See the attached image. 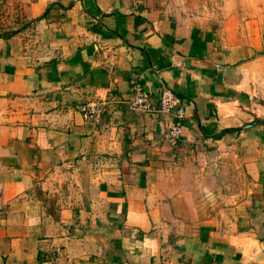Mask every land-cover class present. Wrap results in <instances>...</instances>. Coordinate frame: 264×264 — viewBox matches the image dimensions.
<instances>
[{"label":"crops","instance_id":"obj_1","mask_svg":"<svg viewBox=\"0 0 264 264\" xmlns=\"http://www.w3.org/2000/svg\"><path fill=\"white\" fill-rule=\"evenodd\" d=\"M0 264H264V5L0 0Z\"/></svg>","mask_w":264,"mask_h":264},{"label":"built area","instance_id":"obj_2","mask_svg":"<svg viewBox=\"0 0 264 264\" xmlns=\"http://www.w3.org/2000/svg\"><path fill=\"white\" fill-rule=\"evenodd\" d=\"M132 98L129 102L131 110L140 113L159 112L170 115L172 122L167 124L162 133L163 142L169 147H175L181 135V120L184 109L180 99L169 89L162 88L157 95L156 106L151 102L150 95L144 90L141 83L136 80L131 82ZM83 120H96L102 112L101 103H87L78 108Z\"/></svg>","mask_w":264,"mask_h":264},{"label":"rangeland","instance_id":"obj_3","mask_svg":"<svg viewBox=\"0 0 264 264\" xmlns=\"http://www.w3.org/2000/svg\"><path fill=\"white\" fill-rule=\"evenodd\" d=\"M170 11L193 15H217L231 8L264 5V0H159Z\"/></svg>","mask_w":264,"mask_h":264},{"label":"water","instance_id":"obj_4","mask_svg":"<svg viewBox=\"0 0 264 264\" xmlns=\"http://www.w3.org/2000/svg\"><path fill=\"white\" fill-rule=\"evenodd\" d=\"M255 124H256V123H255L254 121L249 122V123H247V124L241 126V127L239 128V130H245V129L251 128V127H253Z\"/></svg>","mask_w":264,"mask_h":264}]
</instances>
